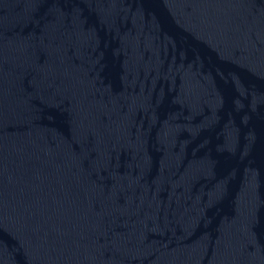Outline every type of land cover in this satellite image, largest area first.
<instances>
[{
    "label": "water",
    "instance_id": "95a60500",
    "mask_svg": "<svg viewBox=\"0 0 264 264\" xmlns=\"http://www.w3.org/2000/svg\"><path fill=\"white\" fill-rule=\"evenodd\" d=\"M0 264H264V0H0Z\"/></svg>",
    "mask_w": 264,
    "mask_h": 264
}]
</instances>
